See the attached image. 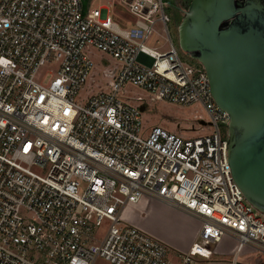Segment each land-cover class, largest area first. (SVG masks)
Instances as JSON below:
<instances>
[{"label": "built area", "instance_id": "1", "mask_svg": "<svg viewBox=\"0 0 264 264\" xmlns=\"http://www.w3.org/2000/svg\"><path fill=\"white\" fill-rule=\"evenodd\" d=\"M121 1L134 19L126 28L106 8L84 10L82 0H0V264H196L228 235L237 243L231 264H244L238 258L249 245L264 254L263 215L228 161L229 115L214 103L203 68L183 63L167 2ZM158 23L164 51L149 44ZM90 48L119 70L109 92L81 105ZM128 85L151 102L200 104L209 121L199 131L207 133L186 139L156 127L142 138L144 100L118 97ZM145 197L201 221L173 261L163 242L122 222Z\"/></svg>", "mask_w": 264, "mask_h": 264}, {"label": "water", "instance_id": "2", "mask_svg": "<svg viewBox=\"0 0 264 264\" xmlns=\"http://www.w3.org/2000/svg\"><path fill=\"white\" fill-rule=\"evenodd\" d=\"M183 14L179 49L203 68L229 115L234 182L264 216V0H191Z\"/></svg>", "mask_w": 264, "mask_h": 264}, {"label": "rangeland", "instance_id": "3", "mask_svg": "<svg viewBox=\"0 0 264 264\" xmlns=\"http://www.w3.org/2000/svg\"><path fill=\"white\" fill-rule=\"evenodd\" d=\"M98 4L112 3L110 6V17L121 28H126L134 23V19L129 15L126 6L121 0H93ZM166 2L168 0H165ZM187 10V9H185ZM166 13L169 15L171 22L169 23V31L174 45L178 53L187 66L201 68L200 65L190 58L185 56L178 46V31L174 25V15L169 6L166 8ZM184 15L178 16V22L182 20ZM155 38L149 43L152 47L161 48L163 51L168 49V44L165 41L167 37L163 26L158 23L155 25ZM87 55L91 58L94 68L91 75L80 91L76 101L78 104L84 105L87 100L98 93H107L110 91V85L113 77L119 70V63L101 52L93 49L87 50ZM44 79L48 81V77L38 76V80ZM119 99L133 106L140 104L137 98L144 100L145 110L141 113L142 122V138H148L150 132L156 128L182 136L186 139L196 138L207 133L199 131L200 122L208 123V116L204 108L197 103L192 105H177L167 101L151 102L149 94L137 87L128 85L119 95ZM143 106V105H142ZM264 218V216H262ZM122 222L125 225L138 227L140 226L147 234L154 236L163 242L169 248L170 260H175L176 250L172 246L178 244L183 246L189 244L196 237L198 230L201 229V221L184 211L169 206L159 200L145 197L137 205H129L125 208L122 215ZM107 227L104 224L103 229L99 231L101 234ZM140 227H138L140 229ZM236 241L232 236H224L219 245V250L230 252V254L216 253L214 259L222 261H231L234 259V246ZM215 247H212L213 251ZM239 262L244 264H264V254L257 251L253 246H246L240 254ZM95 264H107L103 259H97ZM206 264V263H204Z\"/></svg>", "mask_w": 264, "mask_h": 264}, {"label": "crops", "instance_id": "4", "mask_svg": "<svg viewBox=\"0 0 264 264\" xmlns=\"http://www.w3.org/2000/svg\"><path fill=\"white\" fill-rule=\"evenodd\" d=\"M82 3H83V7H84V10H97V9H103V8H106V9H108L109 10V12H108V15H110V6H111V4L112 3H107V4H98L97 2L95 3L93 0H82ZM104 13H106V12H104ZM130 26V25H129ZM166 204V203H165ZM167 205H169V204H167ZM169 206H171V205H169ZM174 207V206H173ZM181 210V209H180ZM183 211V210H182ZM185 212V211H184ZM185 213H187V212H185ZM189 214V213H188ZM189 215H191V214H189ZM193 216V215H192ZM195 217V216H194ZM138 227H140V226H138ZM137 227V228H138ZM200 228H201V226H200ZM140 229H141V227H140ZM141 230H143V229H141ZM144 231V230H143ZM199 231H200V229L198 230V233H197V235H196V237H194L193 238V240L189 243V244H185V245H183V246H181V245H179L178 246V244H174L173 245V243H172V246L175 248V250H176V252H181V253H184V252H187L188 250H189V248L192 246V244L195 242V240L197 239V236H198V234H199ZM145 232V231H144ZM154 237V236H153ZM155 238V237H154ZM157 239V238H156ZM236 241V240H235ZM237 245V244H236ZM236 245L234 246V252H235V248H236ZM215 250L216 251H214V255H215V252L216 253H224V254H230V252H229V250L226 252V251H224V250H219V245H217V246H215ZM239 259V258H238ZM232 260H233V258H232ZM232 260L229 262V261H222V260H220V259H214V258H212L210 261H201V260H198V263H196V264H204V263H206V264H231V262H232Z\"/></svg>", "mask_w": 264, "mask_h": 264}, {"label": "flooded vegetation", "instance_id": "5", "mask_svg": "<svg viewBox=\"0 0 264 264\" xmlns=\"http://www.w3.org/2000/svg\"><path fill=\"white\" fill-rule=\"evenodd\" d=\"M190 2H191V0H168L167 1L169 9H171L173 12L174 25L176 26L177 31H178L179 24L181 22V21L178 22V16L184 15L183 12L185 9L188 8Z\"/></svg>", "mask_w": 264, "mask_h": 264}, {"label": "trees", "instance_id": "6", "mask_svg": "<svg viewBox=\"0 0 264 264\" xmlns=\"http://www.w3.org/2000/svg\"><path fill=\"white\" fill-rule=\"evenodd\" d=\"M201 67V66H200Z\"/></svg>", "mask_w": 264, "mask_h": 264}]
</instances>
